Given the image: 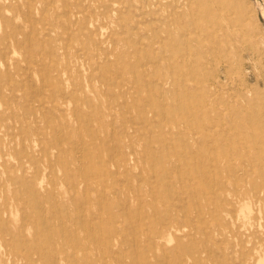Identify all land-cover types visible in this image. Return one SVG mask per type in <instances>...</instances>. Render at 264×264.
Returning a JSON list of instances; mask_svg holds the SVG:
<instances>
[{"label":"rangeland","instance_id":"1","mask_svg":"<svg viewBox=\"0 0 264 264\" xmlns=\"http://www.w3.org/2000/svg\"><path fill=\"white\" fill-rule=\"evenodd\" d=\"M0 70V264H264V0H0Z\"/></svg>","mask_w":264,"mask_h":264},{"label":"bare ground","instance_id":"2","mask_svg":"<svg viewBox=\"0 0 264 264\" xmlns=\"http://www.w3.org/2000/svg\"><path fill=\"white\" fill-rule=\"evenodd\" d=\"M106 1H107V0H106ZM129 1H130V0H129ZM146 1H147V0H146ZM184 1H185V0H184ZM79 2H80V1H79ZM123 3H124V2H123ZM132 5H133V4H132ZM175 6H176V5H175ZM128 7H129V6H128ZM131 7L133 8L134 5L131 6ZM136 7H137V6H136ZM41 8H42V7H41ZM80 8H81V7H80ZM85 8H86V7H85ZM47 9H48V8H47ZM84 10H85V9H84ZM125 10H126V9H125ZM189 11H190V9H189ZM32 12H33V11H32ZM34 12H35V11H34ZM81 12H83V11L81 10ZM132 12H133V11H132ZM143 12H144V11H143ZM153 12H154V11H153ZM75 13H76V12H75ZM99 13H100V12H99ZM108 13H109V12H108ZM137 13H138V12H137ZM144 13H145V12H144ZM150 13H151V12H150ZM185 13H186V12H185ZM140 14H142V13H140ZM154 14H155V13H154ZM78 15H79V14H78ZM132 15H134V14H132ZM183 15H184V13H183ZM88 16H89V15H88ZM107 16H108V15H107ZM158 16H159V15H158ZM94 17H95V16H94ZM127 17H128V16H126V18H127ZM133 17H134V16H133ZM138 17H139V15H138ZM141 17H142V16H141ZM188 17H190V16H188ZM104 18H106V17H104ZM120 18H121V17H120ZM136 18H137V17H136ZM142 18H143V17H142ZM45 19H47V18H45ZM157 19H158V18H157ZM71 20H72V19H71ZM119 20H121V19H119ZM130 20H131V19H130ZM137 21H139V20H137ZM137 21H135V22L137 23ZM142 21H143V20H142ZM142 21H141V22H142ZM146 21H147V19H146ZM127 22H128V21H127ZM169 22H170V20H169ZM120 23H121V22H120ZM137 24H138V23H137ZM180 24H181V23H180ZM112 25H113V24H112ZM121 25H122V24H121ZM142 25H143V24H142ZM186 25H187V24H186ZM205 25H206V24H205ZM131 26H132V25H131ZM127 27H128V26H127ZM133 27H134V26H133ZM149 27H151V26H149ZM154 27H155V26H154ZM162 27H163V26H162ZM38 28H39V27H38ZM143 28H144V27H143ZM54 29H55V27H54ZM106 29H107V28H106ZM129 29H131V28H129ZM179 29H180V28H179ZM183 29H185V28H183ZM50 30H51V29H50ZM101 30H102V29H101ZM134 30H135V29H134ZM151 30H152V29H151ZM77 31H78V30H77ZM131 31H133V30H131ZM135 31H136V30H135ZM135 31H134V32H135ZM30 32H31V29H30ZM65 32H66V31H65ZM109 32H110V30H109ZM121 32L123 33V31H121ZM151 32H152V31H151ZM157 32H158V31H157ZM78 33H79V32H78ZM82 33H83V32H82ZM135 33H136V32H135ZM178 33H179V32H178ZM186 33H187V32H186ZM137 34H138V33H137ZM153 34H154V33H153ZM176 34H177V33H176ZM179 34H180V33H179ZM80 35H81V34H80ZM82 35H83V34H82ZM102 35H103V34H102ZM129 35H130V34H129ZM171 35H172V34H171ZM74 36H76V35H74ZM130 36H131V35H130ZM162 36H163V35H162ZM13 37H14V36H13ZM54 37H55V36H54ZM56 37L58 38V35H57ZM65 37H66V36H65ZM124 37H125V36H124ZM146 37H147V36H146ZM196 37H197V36H196ZM40 38H41V37H40ZM46 38H47V37H46ZM57 38H56V39H57ZM66 38H67V37H66ZM76 38H77V37H76ZM164 38H165V37H164ZM145 39H146V38H145ZM158 39H159V38H158ZM158 39H157V41H158ZM160 39H161V38H160ZM197 39H198V38H197ZM15 40L17 41V39H15ZM37 40H38V39H37ZM48 40H49V39H48ZM137 40H138V39H137ZM41 41H42V39H41ZM52 41H53V40H52ZM80 41H81V40H80ZM129 41H131V40H129ZM155 41H156V40H154V42H155ZM194 41H195V40H194ZM78 42H79V41H78ZM137 42H138V41H137ZM137 42H136V43H137ZM148 42H149V40H148ZM154 42H153V43H154ZM164 42H165V41H164ZM39 43H40V42H39ZM39 43H38V44H39ZM44 43H45V42H44ZM85 43H86V45H87V42H85ZM108 43H110V42H108ZM108 43H107V44H108ZM198 43H199V42H197V44H198ZM97 44H98V43H97ZM77 45H79V43H78ZM100 45H101V44H100ZM111 45H112V43H111ZM164 45H165V44H164ZM184 45H185V44H184ZM202 45H203V43H202ZM202 45H201V46H202ZM74 46H75V45H74ZM114 46H115V45H114ZM116 46H117V45H116ZM129 46H130V45H129ZM176 46H177V45H176ZM205 46H206V44H205ZM29 47H30V44H29ZM78 47H79V46H78ZM102 47H103V45H102ZM102 47H101V48H102ZM105 47H106V46H105ZM137 47H138V45H137ZM144 47H145V46H144ZM187 47H188V46H187ZM19 48H20V47H19ZM75 48L77 49V47H75ZM79 48H80V47H79ZM171 48H172V47H171ZM202 48H203V47H202ZM80 49H81V48H80ZM187 49H188V48H187ZM208 49H209V48H208ZM135 50H136V49H135ZM146 51H147V50H146ZM146 51H145V52H146ZM163 51H164V49H163ZM203 51H204V50H203ZM4 52H5V51H4ZM6 52H7V51H6ZM8 52H9V51H8ZM40 52H41V51H40ZM86 52H87V51H86ZM133 52H135V51H133ZM133 52H132V53H133ZM153 52H154V51H153ZM76 53H77V52H76ZM92 53H93V51H92ZM140 53H141V52H140ZM150 53H151V52H150ZM175 53H176V52H175ZM194 53H196V52H194ZM10 54H11V53H10ZM10 54H9V55H10ZM104 54H105V53H104ZM106 54H107V52H106ZM111 54H112V53H111ZM111 54H110V55H111ZM147 54H148V53H147ZM84 55H85V54H84ZM126 55H127V54H126ZM130 55H131V54H130ZM3 57H4V54H3ZM3 57H2V58H3ZM110 57H111V56H110ZM170 57H171V56H170ZM191 57H192V56H191ZM117 59H118V58H117ZM137 59H138V58H137ZM144 59H145V58H144ZM202 60H203V59H202ZM58 61H59V60H58ZM113 61H115V60H113ZM138 61H139V60H138ZM158 61H159V60H158ZM203 61H204V60H203ZM3 62H4V61H3ZM125 62H126V61H125ZM58 63H59V62H58ZM142 63H143V62H142ZM146 63H147V62H146ZM5 64H6V63H5ZM139 64H140V63H139ZM60 65H61V64H60ZM64 65H65V64H64ZM64 65H63V66H64ZM117 65H118V64H117ZM163 65H164V64H163ZM165 65H168V64H165ZM170 65L172 66V64H170ZM54 66H55V65H54ZM26 68H27V67H26ZM112 68H113V67H112ZM169 68H170V67H169ZM113 69H114V68H113ZM113 69H112V70H113ZM137 69H138V68H137ZM7 70H8V68H7ZM7 70H6V71H7ZM94 70H95V69H94ZM175 70H176V69H175ZM0 71H1V70H0ZM126 71H128V69H127ZM186 71H187V70H186ZM100 72H101V71H100ZM165 72H166V71H165ZM61 73H62V72H60V74H61ZM74 73H75V72H74ZM168 73H170V71H169ZM182 73H183V72H182ZM101 74H102V72H101ZM105 74H106V73H105ZM170 74H171V73H170ZM5 75L7 76L8 74H5ZM27 75H28V74H27ZM89 75H90V74H89ZM89 75H88V76H89ZM103 75H104V74H103ZM116 75H117V74H116ZM124 75H125V74H124ZM167 75H168V74H167ZM183 75H184V74H183ZM6 76H5V77H6ZM94 76H95V74H94ZM113 77H114V76H113ZM124 77H125V76H124ZM141 77H142V76H141ZM164 77H165V76H164ZM166 77H167V76H166ZM176 77H177V76H176ZM168 78H169V77H168ZM182 78H183V77H182ZM12 79H13V78H12ZM140 79H141V78H140ZM143 79H145V78H143ZM47 80H48V79H47ZM60 80H61V79H60ZM115 80H116V79H115ZM115 80H114V84H115ZM123 80H124V79H123ZM110 81H111V80H110ZM139 81H140V80H139ZM181 81H182V80H181ZM8 82H9V81H8ZM167 82H168V81H167ZM179 82H180V81H179ZM188 82H189V81H188ZM120 83H121V82H120ZM186 83H187V82H186ZM57 84H58V83H57ZM57 84H56V85H57ZM177 84H178V83H177ZM28 85H29V84H28ZM145 85H146V84H145ZM180 86H181V85H180ZM18 87H19V85H18ZM18 87H17V88H18ZM23 87H24V85H23ZM23 87H22V88H23ZM173 87H174V86H173ZM175 87H176V86H175ZM175 87H174V89H175ZM191 87H192V86H191ZM205 87H206V86H205ZM10 88H11V87H10ZM63 88H64V87H63ZM129 88H131V87H129ZM0 89H1V88H0ZM60 89H61V88H60ZM126 89H127V88H126ZM137 89H138V88H137ZM22 90H23V89H22ZM30 90H31V89H30ZM32 90H33V89H32ZM58 90H59V89H58ZM58 90H57V91H58ZM113 90H114V89H113ZM123 90H124V89H123ZM128 90H129V89H128ZM180 90H181V89H180ZM18 91H19V90H18ZM27 91H28V90H27ZM27 91H26V92H27ZM111 91H112V90H111ZM111 91H110V92H111ZM133 91H134V90H133ZM138 91H139V90H138ZM158 91H159V90H158ZM176 91H177V90H176ZM14 92H15V91H14ZM16 92H17V91H16ZM28 92H29V91H28ZM31 92H32V91H31ZM31 92H30V93H31ZM110 92H109V93H110ZM17 93H18V92H17ZM23 93H24V92H23ZM119 93H121V92H119ZM122 93H125V92H122ZM132 93H133V92H132ZM162 93H163V92H162ZM168 93H169V92H168ZM177 93H178V92H176V94H177ZM187 93H188V92H187ZM1 94H2V93H1ZM26 94H29V93H26ZM31 94H32V93H31ZM112 94H113V93H112ZM139 94L142 95L141 93H139ZM163 94H164V93H163ZM14 95H15V94H14ZM23 95H24V94H23ZM59 95H60V94H59ZM184 95H186V94H184ZM32 96H34V95H32ZM130 96H131V95H130ZM22 97H23V96H22ZM140 97H142V96H140ZM186 97H187V96H186ZM142 98H144V97H142ZM142 98H141V99H142ZM176 98H177V97H176ZM187 98H188V97H187ZM23 99H24V101L26 100V98H23ZM141 99H140V101H141ZM154 99H155V98H154ZM180 99L182 100L183 98L180 97ZM174 100H175V99H174ZM30 101H31V100H30ZM155 101H156V100H155ZM186 101H187V100H186ZM193 101H194V100H193ZM17 102H18V101H17ZM89 102H90V101H89ZM175 102H176V101H175ZM21 103H22V102H21ZM28 103H30V102L28 101ZM188 103H189V102H188ZM25 104H26V103H25ZM42 104H43V103H42ZM124 104H125V103H124ZM173 104H174V103H173ZM182 104H183V102H182ZM185 104H186V103H185ZM30 105H31V104H30ZM144 105H145V104H144ZM171 105H172V104H171ZM179 105H181V102H180ZM188 105L190 106V104H188ZM17 106H19V105H17ZM27 106H28V104H27ZM43 106H44V105H43ZM186 106H187V105H186ZM210 106H211V105H210ZM153 107H154V106H153ZM175 107H177V106H175ZM122 108H123V106H122ZM143 108H144V107H143ZM180 108H181V107H180ZM32 109H33V108H32ZM35 109H36V108H35ZM35 109H34V110H35ZM38 109H40V108H38ZM129 109H130V108H129ZM177 109H178V108H177ZM211 109H212V107H211ZM50 110H51V109H50ZM119 110H120V109H119ZM122 110H123V109H122ZM122 110H121V111H122ZM136 110H137V109H136ZM144 110H145V109H144ZM153 110H154V109H153ZM179 110H180V109H179ZM179 110H178V111H179ZM123 111H124V110H123ZM123 111H122V112H123ZM151 111H152V110H151ZM158 111H159V110H158ZM205 111H206V110H205ZM31 112H32V111H31ZM74 112H75V111H74ZM74 112H73V113H74ZM122 112H121V113H122ZM153 112H154V111H153ZM153 112H152V113H153ZM181 112H182V109H181ZM63 113H65V110H63ZM78 113H79V112H78ZM114 113H115V112H114ZM142 113H143V111H142ZM146 113H147L146 115L149 114L148 112H146ZM175 113H176V112H175ZM187 113H188V112H187ZM196 113H197V111H196ZM206 113H207V112H206ZM32 114H33V113H32ZM154 114H155V113H154ZM11 115H12V114H11ZM66 115H67V114H66ZM120 115H121V114H120ZM122 115H123V113H122ZM128 115H129V114H128ZM162 115H163V113H162ZM173 115L175 116V114H173ZM184 115H185V114H184ZM186 115H187V114H186ZM207 115H208V114H207ZM207 115H206V116H207ZM123 116H124V115H123ZM152 116H153V115H151V117H152ZM125 117H126V116H125ZM129 117H130V116H129ZM129 117H128V118H129ZM142 117H143V116H142ZM153 117H154V116H153ZM170 117H171V116H170ZM189 117H191V116H189ZM34 118H35V117H34ZM86 118H87V115H86ZM128 118H127V119H128ZM140 118H141V117H140ZM173 118H174V117H173ZM173 118H171V119H173ZM187 118H188V117H187ZM35 119H36V118H35ZM46 119H47V118H46ZM65 119H66V118H65ZM67 119H68V118H67ZM67 119H66V120H67ZM194 119H195V118H194ZM61 120H62V119H61ZM125 120H126V119H125ZM131 120H132V119H131ZM205 120H206V119H205ZM76 121H77V120H76ZM78 121H79V120H78ZM85 121H86V120H85ZM120 121H121V120H120ZM170 121H171V120H170ZM172 121H173V120H172ZM172 121H171V122H172ZM186 121H187V120H186ZM196 121H197V120H196ZM203 121H204V120H203ZM128 122H129V121H128ZM197 122H198V121H197ZM57 123H58V122H57ZM97 123H98V122H97ZM137 123H138V122H137ZM143 123H144V122H143ZM164 123H165V121H164ZM242 123H243V122H242ZM112 124H113V123H112ZM211 124H212V123H211ZM87 125H88V124H87ZM154 125H155V124H154ZM176 125H177V124H176ZM202 125H203V124H202ZM207 125H208V124H207ZM246 125H247V124H246ZM88 126H89V125H88ZM93 126H94V124H93ZM146 126H147V124H146ZM146 126H145V127H146ZM169 126H170V125H169ZM191 126H192V125H191ZM211 126H212V125H211ZM73 127H74V126H73ZM89 127H90V126H89ZM151 127H152V125H151ZM157 127H160V126H157ZM163 127H164V126H163ZM212 127H213V126H212ZM226 127H227V126H226ZM118 128H119V127H118ZM121 128H122V127H121ZM137 128H138V127H137ZM154 128H155V127H154ZM181 128H182V126H181ZM26 129H27V128H26ZM96 129H97V128H96ZM99 129H100V127H99ZM125 129H127V128H125ZM155 129H156V128H155ZM162 129H163V128H162ZM179 129H180V128H179ZM122 130H123V129H122ZM133 130H134V128H133ZM156 130H157V129H156ZM160 130H161V129H160ZM163 130H164V129H163ZM204 130H205V129H204ZM220 130H221V129H220ZM227 130H228V129H227ZM35 131H36V130H35ZM38 131H39V130H38ZM59 131H61V129H59ZM69 131H70V130H69ZM111 131H112V130H111ZM161 131H162V130H161ZM175 131H176V130H175ZM191 131H192V130H191ZM13 132H14V131H13ZM20 132H21V131H20ZM28 132H29V131H28ZM36 132H37V131H36ZM44 132H45V131H44ZM52 132H53V131H52ZM71 132H72V131H71ZM93 132H94V130H93ZM115 132H116V131H115ZM122 132H123V131H122ZM157 132H158V131H157ZM167 132H169V131H167ZM167 132H166V133H167ZM172 132H173V131H172ZM205 132H206V131H205ZM24 133H25V132H24ZM42 133H43V132H42ZM65 133H66V132H65ZM76 133H77V132H76ZM112 133H114V132H112ZM139 133L141 134L140 131H139ZM189 133H191V132H189ZM230 133H231V132H230ZM35 134H37V133H35ZM62 134H63V133H62ZM109 134H110V133H109ZM170 134H171V133H170ZM193 134H194V133H193ZM232 134H233V133H232ZM51 135H52V134H51ZM53 135H54V134H53ZM73 135H74V134H73ZM91 135H92V134H91ZM111 135H112V134H111ZM120 135H121V134H120ZM123 135H124V134H123ZM127 135H128V134H127ZM133 135H134V133H133ZM133 135H132V136H133ZM164 135H165V133H164ZM166 135H167V134H166ZM166 135H165V136H166ZM168 135H169V134H168ZM199 135H200V134H199ZM209 135H210V134H209ZM22 136H23V135H22ZM22 136H21V137H22ZM24 136H25V134H24ZM62 136H63V135H62ZM132 136H131V138H132ZM143 136H144V135H143ZM157 136H159V135H157ZM186 136H187V135H186ZM205 136H206V135H205ZM67 137H68V136H67ZM86 137H87V136H86ZM89 137H90V136H89ZM102 137H103V136H102ZM182 137H183V136H182ZM193 137H194V136H193ZM46 138H47V137H46ZM82 138H83V136H82ZM94 138H95V136H94ZM97 138H98V137H97ZM118 138H119V137H118ZM134 138H135V137H134ZM147 138H148V136H147ZM158 138H159V137H158ZM178 138H179V137H178ZM190 138H191V137H190ZM41 139H42V138H41ZM56 139H57V138H56ZM68 139H69V138H68ZM102 139H103V138H102ZM120 139H121V137H120ZM170 139H171V138H170ZM240 139H242V138H240ZM62 140H63V139H62ZM72 140H73V139H72ZM113 140H114V138H112V141H113ZM118 140H119V139H118ZM142 140L144 141L145 139H143V137H142ZM149 140H150V139H149ZM24 141H25V140H24ZM24 141H23V142H24ZM29 141H30V140H29ZM40 141H41V140H40ZM64 141H65V140H64ZM145 141H146V140H145ZM159 141H160V140H159ZM164 141H165V140H163V142H164ZM178 141H179V139H178ZM204 141H205V140H204ZM204 141H203V142H204ZM42 142H44V141H42ZM66 142H67V141H66ZM98 142H99V141H98ZM98 142H97V143H98ZM118 142H119V141H118ZM118 142H117V143H118ZM161 142H162V140H161ZM48 143H50V142H48ZM78 143H79V142H78ZM86 143H87V142H86ZM92 143H93V141H92ZM92 143H91V145H92ZM103 143H104V142H103ZM112 143H113V142H112ZM152 143H153V140H152ZM155 143H159V142L156 141ZM175 143H176V142H175ZM195 143H196V142H195ZM22 144H23V143H22ZM53 144H54V141H53ZM57 144H58V143H57ZM67 144H68V143H67ZM99 144H100V142H99ZM104 144H105V143H104ZM131 144H132V143H131ZM133 144H134V143H133ZM140 144H141V143H140ZM183 144H184V143H183ZM147 145H148V143H147ZM153 145H154V144H153ZM168 145H170V143H169ZM177 145H178V144H177ZM54 146H55V144H54ZM68 146L71 148L70 145H68ZM80 146H81V145H80ZM93 146H94V145H93ZM103 146H104V145H103ZM106 146H107V145H106ZM148 146H149V145H148ZM160 146H161V145H160ZM191 146H192V144H191ZM228 146H230V145H228ZM60 147H62V146H60ZM78 147H79V145H78ZM104 147H105V146H104ZM118 147H120V146H118ZM158 147H159V146H158ZM169 147H170V146H169ZM177 147H178V146H177ZM193 147H194V146H193ZM193 147H192V148H193ZM21 148H22V147H21ZM63 148H64V147H63ZM86 148H87V147H86ZM95 148H96V147H95ZM108 148H109V147H108ZM110 148H111V147H110ZM121 148H122V147H121ZM121 148H120V149H121ZM213 148H214V147H213ZM25 149H26V148H25ZM42 149L45 150V148H42ZM54 149H55V148H54ZM92 149H93V147H92ZM102 149H103V147H102ZM111 149H112V148H111ZM153 149H154V148H153ZM156 149H157V148H156ZM172 149H173V148H172ZM60 150H61V149H60ZM72 150H74V149H72ZM98 150H100V148H99ZM105 150H107V147H106ZM124 150H125V149L123 148V151H124ZM132 150H133V149H132ZM140 150H141V149H140ZM194 150H195V149H194ZM42 151H43V150H42ZM42 151H41V152H42ZM47 151H48V150H47ZM79 151H81V149H79ZM111 151H112V150H111ZM157 151H159V150H157ZM160 151H162V150H160ZM178 151H179V150H178ZM182 151H183V150H182ZM202 151H203V150H202ZM61 152H62V151H61ZM63 152H64V151H63ZM81 152H83V151H81ZM92 152H93V150H92ZM106 152H107V151H105V153H106ZM108 152H109V151H108ZM117 152H118V151H117ZM162 152H163V151H162ZM166 152H167V151H166ZM180 152H181V151H180ZM186 152H187V151H186ZM221 152H222V151H221ZM236 152H237V151H236ZM20 153H21V152H20ZM23 153H24V150H23ZM55 153H56V152H55ZM74 153H75V152H74ZM77 153H79V152H77ZM94 153H95V151H94ZM97 153H98V152H97ZM97 153H96V155H97ZM100 153H101V151H100ZM103 153H104V152H103ZM131 153H132V151H131ZM134 153H135V152H134ZM134 153H133V154H134ZM144 153H145V152H144ZM158 153H161V152H158ZM172 153H173V152H172ZM182 153H183V152H182ZM204 153H205V151H204ZM206 153H207V152H206ZM229 153H230V152H229ZM21 154H22V153H21ZM42 154H43V153H42ZM75 154H76V153H75ZM114 154H115V153H114ZM119 154H120V153H119ZM142 154H143V153H142ZM163 154H164V153H163ZM23 155H24V154H23ZM29 155H30V154H29ZM38 155H39V152H38ZM66 155H67V154H66ZM102 155H103V154H102ZM134 155H135V154H134ZM143 155H144V154H143ZM166 155H167V153L165 154V156H166ZM173 155H174V154H173ZM188 155H189V154H188ZM209 155H210V154H209ZM62 156H63V153H62ZM80 156H81V154H80ZM80 156H79V158H80ZM100 156H101V155H100ZM109 156H111V154H110ZM180 156H181V155H180ZM214 156H215V154H214ZM23 157H24V156H23ZM23 157H22V158H23ZM28 157H29V156H28ZM35 157H36V156H35ZM43 157H44V156H43ZM73 157H74V156H73ZM75 157H76V156H75ZM77 157H78V155H77ZM77 157H76V158H77ZM115 157H116V156H115ZM148 157H149V156H148ZM209 157H210V156H209ZM24 158H25V157H24ZM37 158H38V157H37ZM62 158H64V157H62ZM66 158L68 159V157H66ZM88 158H89V157H87V159H88ZM99 158H100V157H99ZM104 158H105V157H104ZM107 158H109V157H107ZM136 158H137V157H136ZM160 158H161V157H160ZM163 158H164V157H163ZM180 158H181V157H180ZM192 158H193V157H192ZM213 158H214V157H213ZM213 158H212V159H213ZM252 158H253V157H252ZM32 159H35V158H32ZM41 159H42V157H41ZM55 159H56V157H55ZM59 159H60V158H59ZM161 159H162V158H161ZM172 159H173V158H172ZM21 160H22V159H21ZM74 160H75V159H74ZM100 160H101V159H100ZM136 160H137V159H136ZM159 160H160V159H159ZM169 160H170V159H169ZM173 160H174V159H173ZM182 160H183V159H182ZM187 160H188V159H187ZM209 160H210V159H209ZM213 160H214V159H213ZM215 160H216V159H215ZM66 161H67V160H66ZM84 161H85V160H84ZM103 161H104V160H103ZM137 161H138V160H137ZM137 161H136V162H137ZM185 161H186V160H185ZM185 161H184V162H185ZM190 161H191V160H190ZM220 161H221V160H220ZM5 162H6V161H5ZM41 162H42V161H41ZM60 162H61V161H60ZM62 162H63V161H62ZM80 162L82 163V160H81ZM88 162H89V160H88ZM101 162H102V160H101ZM104 162H105V161H104ZM187 162H188V161H187ZM35 163H36V162H35ZM43 163H44V162H43ZM86 163H87V162H86ZM99 163H100V162H99ZM149 163H150V162H149ZM188 163H189V162H188ZM188 163H187V164H188ZM198 163H199V162H198ZM49 164H50V163H49ZM64 164H65V163H64ZM102 164H103V163H102ZM109 164H110V163H109ZM137 164H138V162H137ZM174 164H175V161H174ZM187 164H186V165H187ZM261 164H262V163H261ZM84 165H85V164H84ZM88 165H89V164H88ZM100 165H101V164H100ZM115 165H116V164H115ZM170 165H171V164H170ZM176 165H178V163H177ZM209 165H210V164H209ZM211 165H212V164H211ZM215 165H216V164H215ZM76 166H77V165H76ZM86 166H87V165H86ZM92 166L94 167L95 165H92ZM104 166H105V164H104ZM199 166H200V165H199ZM257 166H258V165H257ZM55 167H56V166H55ZM59 167H61V166H59ZM89 167H90V166H89ZM102 167H103V166H102ZM115 167H116V166H115ZM151 167H152V166H151ZM167 167H168V166H167ZM177 167H178V166H177ZM177 167H176V168H177ZM209 167H210V166H209ZM237 167H238V166H237ZM242 167H243V166H242ZM258 167H259V166H258ZM51 168H52V166H51ZM63 168H64V167H63ZM81 168H82V166H81ZM127 168H128V167H127ZM168 168H169V167H168ZM182 168H183V167H182ZM186 168H187V167H186ZM232 168H233V167H232ZM77 169H79V168L77 167ZM77 169H76V171H77ZM87 169H88V168H87ZM89 169H90V168H89ZM171 169H174V168L171 167ZM35 170H36V169H35ZM79 170H80V169H79ZM192 170H193V168H192ZM192 170H191V171H192ZM237 170H238V169H237ZM72 171H73V170H72ZM91 171H92V169H91ZM139 171H140V170H139ZM146 171H147V170H146ZM151 171H152V169H151ZM165 171H166V170H165ZM168 171H169V170H168ZM196 171H197V170H196ZM207 171L209 172L210 170H207ZM116 172H117V170H116ZM140 172H141V171H140ZM162 172H163V171H162ZM187 172H188V171H187ZM0 173H1V171H0ZM70 173H71V172H70ZM136 173H137V172H136ZM171 173H172V172H171ZM180 173H182V172H180ZM196 173H197V172H196ZM220 173H221V172H220ZM257 173H258V172H257ZM23 174H24V172H23ZM160 174H161V173H160ZM163 174H167V173L163 172ZM169 174H170V173H169ZM199 174H200V173H199ZM216 174H217V173H216ZM258 174H259V173H258ZM32 175H33V174H32ZM77 175H78V174H77ZM83 175H85V174L83 173ZM121 175L123 176V174H121ZM167 175H168V174H167ZM167 175H166V176H167ZM175 175H176V174H175ZM187 175H188V174H187ZM202 175H203V174H202ZM9 176H10V175H9ZM87 176H89V175H87ZM91 176H92V175H91ZM102 176H103V175H102ZM124 176H125V175H124ZM199 176H200V175H199ZM7 177H8V176H7ZM10 177H11V176H10ZM49 177H50V176H49ZM68 177H69V176H68ZM72 177H73V176H72ZM72 177H71V178H72ZM100 177H101V176H100ZM137 177H138V174H137ZM139 177H140V176H139ZM139 177H138V178H139ZM143 177H145V175H144ZM156 177H157V175H156ZM168 177H169V176H168ZM177 177H178V175H177ZM179 177H180V176H179ZM195 177H196V176H195ZM202 177H203V176H202ZM204 177H205V176H204ZM204 177H203V178H204ZM231 177H232V176H231ZM40 178H41V177H40ZM83 178H84V177H83ZM83 178H82V179H83ZM89 178H90V177H89ZM92 178H94V176H93ZM92 178H91V179H92ZM101 178H103V177H101ZM157 178H158V177H157ZM26 179H27V178H26ZM84 179H85V178H84ZM125 179H126V178H125ZM125 179H124V180H125ZM140 179H141V177H140ZM153 179H154V178H153ZM165 179H167V178H165V176H164L163 180H165ZM194 179H195V178H194ZM201 179H202V178H201ZM63 180H64V178H63ZM144 180H145V179H144ZM172 180H173V179H172ZM196 180H197V179H196ZM217 180H218V179H217ZM50 181H51V179H50ZM141 181H142V180H141ZM149 181H150V180H149ZM151 181H152V180H151ZM153 181H154V180H153ZM236 181H237V180H236ZM13 182H14V181H13ZM56 182H57V180H56ZM86 182H87V181H86ZM91 182H92V180H91ZM93 182H94V181H93ZM198 182H199V181H198ZM218 182H219V180H218ZM4 183H5V182H4ZM6 183H7V182H6ZM14 183H15V182H14ZM25 183H26V182H25ZM65 183H66V182H65ZM105 183H106V182H105ZM153 183H154V182H153ZM183 183H184V182H183ZM189 183H190V182H189ZM194 183H195V182H194ZM207 183H208V182H207ZM27 184H28V183H27ZM33 184H34V181H33ZM33 184H32L31 186H33ZM79 184H80V182H79ZM86 184H87V183H86ZM132 184H133V183H132ZM176 184H177V183H176ZM202 184H203V183H202ZM202 184H201V186H202ZM217 184H218V183H217ZM3 185H4V184H3ZM23 185H24V184H23ZM34 185H35V184H34ZM73 185L75 186L74 183H73ZM87 185H88V184H87ZM92 185H93V184H92ZM165 185H166V184H165ZM221 185H222V184H221ZM234 185H235V182H234ZM24 186H25V185H24ZM42 186H43V185H42ZM69 186H70V185H69ZM85 186H86V185H85ZM158 186H159V184H158ZM166 186H167V185H166ZM185 186H186V185H185ZM190 186H192V185H190ZM193 186H195V185H193ZM232 186H233V185H232ZM43 187H44V186H43ZM46 187H47V186H46ZM54 187H56V186H54ZM106 187H107V184H106ZM149 187H150V186H149ZM172 187H173V185H172ZM181 187H182V186H181ZM195 187H196V186H195ZM203 187H204V186H203ZM216 187H217V186H216ZM221 187H222V186H221ZM57 188H58V187H57ZM70 188H71V187H70ZM75 188H76V187H75ZM90 188H91V187H90ZM133 188H134V187H133ZM144 188H146V187H144ZM155 188H156V187H155ZM157 188H158V187H157ZM165 188H166V187H165ZM186 188H187V187H186ZM188 188H189V186H188ZM205 188H206V187H205ZM235 188H236V186H235ZM31 189H32V188H31ZM31 189H30V190H31ZM72 189H73V188H72ZM115 189H116V188H115ZM130 189H131V188H130ZM152 189H153V188H152ZM160 189H161V188H160ZM203 189H204V188H203ZM206 189H207V188H206ZM67 190L70 191L69 189H67ZM101 190H102V189H101ZM109 190H110V189H109ZM116 190H117V189H116ZM181 190H182V189H181ZM183 190H184V188H183ZM191 190H194V189H191ZM211 190H212V189H211ZM211 190H210V191H211ZM218 190H219V188H218ZM221 190H222V189H221ZM72 191H73V190H72ZM77 191H78V193L80 192L79 190H77ZM169 191H171V190H169ZM173 191H174V189H173ZM173 191H172V192H173ZM175 191H176V190H175ZM179 191H180V190H179ZM202 191H203V190H202ZM207 191H209V190H207ZM73 192H74V191H73ZM104 192H105V191H104ZM108 192H109V191H108ZM108 192H107V193H108ZM114 192H115V191H114ZM158 192H159V191H158ZM176 192H177V191H176ZM176 192H175V193H176ZM195 192H196V191H195ZM198 192H199V191H198ZM216 192H217V191H216ZM219 192H220V191H219ZM13 193H14V192H13ZM37 193H38V190H37ZM60 193H62V192H60ZM63 193H64V192H63ZM63 193H62V194H63ZM74 193L76 194L77 192H74ZM74 193H73V194H74ZM78 193H77V194H78ZM105 193H106V192H105ZM151 193H152V192H151ZM178 193H179V192H178ZM201 193H202V192H201ZM207 193H208V192H207ZM27 194L30 195V194H32V192H31L30 194H29V193H27ZM48 194H49V193H48ZM56 194H57V193H56ZM80 194H81V193H80ZM116 194H117V193H116ZM144 194H145V193H144ZM144 194H143V195H144ZM156 194H157V193H156ZM163 194H164V191H163ZM203 194H204V193H203ZM214 194H215V193H214ZM34 195H35V194H34ZM42 195H43V194H42ZM57 195H58V194H57ZM83 195H84V193H83ZM83 195H82V196H83ZM107 195H108V194H107ZM139 195H140V194H139ZM193 195H194V194H193ZM71 196H72V195H71ZM97 196H98V195H97ZM146 196H147V195H146ZM165 196L167 197L166 194H165ZM171 196H172V194H171ZM189 196H190V195H189ZM200 196H201V195H200ZM225 196H226V195H225ZM24 197H25V196H24ZM44 197H45V195H44ZM84 197H85V196H84ZM110 197H111V196H110ZM142 197H143V196H142ZM152 197H153V195H152ZM168 197H170L169 194H168ZM174 197H175V195H174ZM226 197H227V196H226ZM31 198H32V197H31ZM81 198H82V197H81ZM96 198H97V197H96ZM106 198H107V197H106ZM122 198H123V197H122ZM211 198H212V197H211ZM214 198H215V197H214ZM42 199H43V198H42ZM47 199H48V198H47ZM82 199H83V198H82ZM110 199H111V198H109L108 200H110ZM180 199H181V198H180ZM198 199H199V198H198ZM17 200H18V199H17ZM84 200H85V199H84ZM84 200H83V201H84ZM93 200H94V199H93ZM97 200H98V199H97ZM104 200H105V198L103 199V203H104ZM156 200H157V198H156ZM169 200H170V199H169ZM175 200H176V198H175ZM237 200H238V199H237ZM7 201H8V200H7ZM7 201H6V202H7ZM47 201H48V200H47ZM49 201H51V198H50ZM70 201H71V200H70ZM75 201H76V200H75ZM145 201H146V200L144 199V202H145ZM180 201H181V200H180ZM180 201H179V202H180ZM187 201H188V200H187ZM43 202H44V201H43ZM59 202H60V200H59ZM65 202H66V201H65ZM71 202H72V201H71ZM79 202H80V200H79ZM168 202H169V201H168ZM171 202H172V201H171ZM177 202H178V201H177ZM206 202H207V201H206ZM222 202H223V201H222ZM230 202H231V201H230ZM54 203H55V202H54ZM66 203H67V202H66ZM77 203H78V202H77ZM83 203H84V202H83ZM89 203H90V202H89ZM202 203H203V202H202ZM61 204H62V203H61ZM87 204H88V203H87ZM105 204H106V203H105ZM152 204H153V203H152ZM174 204H175V203H174ZM183 204H185L184 201H183ZM188 204H189V203H188ZM196 204H197V203H196ZM212 204H213V203H212ZM6 205H8V203H7ZM28 205H29V204H28ZM38 205H39V204H38ZM76 205H77V204H75V206H76ZM80 205H81V203H80ZM82 205H83V204H82ZM82 205H81V206H82ZM95 205H96V204H95ZM155 205H156V203H155ZM162 205H163V203H162ZM215 205H216V204H215ZM234 205H235V204H234ZM234 205H233V206H234ZM237 205H238V204H237ZM51 206H52V205H51ZM84 206H85V205H84ZM92 206H93V205H92ZM172 206H173V205H172ZM6 207H7V206H6ZM65 207H66V205H65ZM104 207H105V206H104ZM107 207H108V206H107ZM107 207H105V208H107ZM165 207H166V206H165ZM169 207H171V206H168L167 208H169ZM190 207H192V206H190ZM207 207H208V206H207ZM216 207H218V206H216ZM235 207H236V205H235ZM2 208H3V207H2ZM2 208H1V210H2ZM44 208H45V207H44ZM51 208H52V207H51ZM59 208H60V207H59ZM59 208H58V209H59ZM74 208H75V207H74ZM171 208H172V207H171ZM183 208H184V207H183ZM185 208H186V207H185ZM197 208H198V205H197ZM224 208H225V207H224ZM46 209H47V207H46ZM78 209H79V208H78ZM82 209H84V208L82 207ZM188 209H190V208H188ZM199 209H200V208H199ZM199 209H198V210H199ZM233 209H234V208H233ZM242 209L244 210V208H242ZM250 209H251V208H250ZM59 210H60V209H59ZM63 210H64V209H63ZM63 210H62V211H63ZM74 210H75V209H74ZM85 210H86V207H85ZM162 210H165V209H162ZM169 210H170V208H169ZM174 210H176V209L174 208ZM192 210H193V209H192ZM192 210H191V211H192ZM198 210H197V211H198ZM230 210H231V209H230ZM230 210H229V211H230ZM236 210H237V209H236ZM9 211H10V210H9ZM47 211H48V209H47ZM47 211H46V212H47ZM55 211H56V210H55ZM105 211H106V210H105ZM107 211H108V210H107ZM107 211H106V212H107ZM165 211H166V210H165ZM186 211H187V210H186ZM195 211H196V210H195ZM210 211H211V210H210ZM214 211H215V210H214ZM252 211H253V210H252ZM25 212H26V211H25ZM27 212H28V211H27ZM27 212H26V213H27ZM33 212H34V211H33ZM33 212H31V213H33ZM56 212H57V211H56ZM76 212H77V210H76ZM93 212H94V211H93ZM153 212H154V211H153ZM216 212L218 213V211H216ZM7 213H8V212H7ZM44 213H45V212H44ZM44 213H43V215H44ZM69 213H70V212H69ZM89 213H91V212L89 211ZM94 213H95V212H94ZM198 213H199V212H198ZM219 213H220V212H219ZM3 214H4V213H3ZM46 214H48V213H46ZM54 214H55V213H54ZM54 214H53V215H54ZM58 214H59V213H58ZM85 214H86V212H85ZM87 214H88V213H87ZM109 214H110V213H109ZM28 215H29V214H28ZM33 215H34V214H33ZM36 215H38V214H36ZM55 215H56V214H55ZM63 215H64V214H63ZM65 215H66V214H65ZM83 215H84V214H83ZM93 215L95 216V214H93ZM102 215H103V214H102ZM170 215H171V214H170ZM183 215H184V213H183ZM186 215H187V214H186ZM218 215H219V214H218ZM47 216H48V215H47ZM49 216H52V215H49ZM89 216H90V215H89ZM167 216H168V215H167ZM179 216H180V215H179ZM187 216H188V215H187ZM193 216H194V215H193ZM212 216H213V215H212ZM220 216H221V215H220ZM234 216H235V215H234ZM257 216H258V215H257ZM257 216H256V217H257ZM21 217H23V216H21ZM69 217H70V215H69ZM98 217H99V216H98ZM162 217H163V216H162ZM170 217H171V216H170ZM188 217H189V216H188ZM203 217H204V216H203ZM208 217H209V216H208ZM213 217H214V216H213ZM215 217H216V216H215ZM29 218H30V217H29ZM36 218H37V217H36ZM36 218H35V219H36ZM43 218H45V217H43ZM46 218H47V217H46ZM59 218H60V217H59ZM70 218H71V217H70ZM81 218H82V217H81ZM84 218H85V216H84ZM91 218H92V217H90V219H91ZM95 218H96V216H95ZM106 218H107V217H106ZM117 218H118V217H117ZM145 218H146V217H145ZM164 218H165V217H164ZM167 218H168V217H167ZM209 218H210V217H209ZM0 219H2V218H0ZM4 219H7V218H4ZM24 219H25V218H24ZM27 219H28V218H27ZM37 219H38V218H37ZM41 219H42V218H41ZM56 219H57V217H56ZM65 219H66V218H65ZM75 219H76V218H75ZM104 219H105V218H104ZM108 219H109V217H108ZM168 219H169V218H168ZM192 219H193V218H192ZM197 219H198V218H197ZM200 219H201V218H200ZM21 220H23V219H21ZM28 220H29V219H28ZM30 220H31V219H30ZM49 220H51V218H50ZM117 220H118V219H117ZM158 220H159V219H158ZM193 220H194V219H193ZM229 220H231V219L229 218ZM229 220H227V221H229ZM6 221H7V220H6ZM10 221H11V220H10ZM23 221H24V220H23ZM47 221H48V220H47ZM103 221H104V220H103ZM115 221H116V220H115ZM170 221H171V220H170ZM189 221H190V220H189ZM198 221H199V220H198ZM200 221H203V220H200ZM249 221H250V220H249ZM8 222H9V221H8ZM33 222H34V221H33ZM33 222H32V225H33ZM43 222H44V221H43ZM48 222H49V221H48ZM101 222H102V221H101ZM108 222H109V224H110V221H109V220H108ZM149 222H150V221H149ZM159 222H160V221H159ZM164 222H165V221H164ZM181 222H182V221H181ZM181 222H180V223H181ZM204 222H205V220H204ZM229 222H230V221H229ZM29 223H30V222H29ZM78 223H79V222H78ZM96 223H97V221H96ZM106 223H107V221H106ZM162 223H163V222H162ZM199 223H200V222H199ZM210 223H211V222H210ZM224 223H225V222H224ZM3 224H4V222H3ZM37 224H39L38 221H37ZM54 224H55V223H54ZM58 224H59V223H58ZM75 224H76V223H75ZM88 224H89V223H88ZM112 224H113V223H112ZM167 224H168V223H167ZM167 224H166V225H167ZM182 224H183V222H182ZM182 224L180 225L181 227H182ZM52 225H53V223H52ZM100 225H101V223H100ZM107 225H108V224H107ZM156 225H157V224H156ZM163 225H165V224H163ZM1 226H2V224H1ZM44 226H45V225H44ZM79 226H80V225H78V227H79ZM85 226H86V225H85ZM88 226H89V225H88ZM97 226H98V225H97ZM111 226H113V225H111ZM120 226H121V225H120ZM150 226H151V225H150ZM168 226H169V224H168ZM194 226H195V225H194ZM204 226H205V225H204ZM204 226H203V227H204ZM238 226H239V225H237V228H239V230H240V227H238ZM45 227H46V226H45ZM47 227H48V226H47ZM108 227H109V226H108ZM232 227H233V226H232ZM5 228H6V227H5ZM8 228H9V227H8ZM8 228H7V230H8ZM12 228H13V227H12ZM18 228H19V227H18ZM20 228H21V227H20ZM20 228H19V229H20ZM27 228H28V227H27ZM34 228H35V227H34ZM41 228H42V227H41ZM89 228H90V227H89ZM193 228H194V227H193ZM230 228H231V227H230ZM37 229H38V228H37ZM64 229H65V228H64ZM91 229H92V228H91ZM97 229H98V228H97ZM107 229H108V228H106V230H107ZM179 229H180V228H179ZM191 229H192V228H191ZM1 230H2V227H1ZM22 230H23V229H22ZM25 230H26V229H25ZM50 230H51V229H50ZM52 230H53V229H52ZM82 230H83V229H82ZM237 230H238V229H237ZM64 231H65V230H64ZM71 231H72V230H71ZM80 231H81V230H80ZM88 231H89V230H88ZM90 231H91V230H90ZM114 231H115V230H114ZM200 231H202V229H201ZM228 231H229V230H228ZM52 232H53V231H52ZM83 232H85V231H83ZM108 232L110 233V231H108ZM220 232H221V231H220ZM240 232H241V231H240ZM243 232H244V231H243ZM2 233H3V232H2ZM25 233H27V232L25 231ZM55 233H56V232H55ZM57 233H58V232H57ZM59 233H60V232H59ZM67 233H68V232H67ZM81 233H82V232H81ZM91 233H92V232H91ZM204 233H207V231H205ZM232 233H233V232H232ZM235 233H236V232H235ZM63 234H66V233H63ZM86 234H87V233H86ZM192 234H193V233H192ZM222 234H223V233H222ZM246 234H247V233H246ZM3 235H4V234H3ZM43 235H44V234H43ZM45 235H46V234H45ZM80 235H81V234H80ZM80 235H79V236H80ZM91 235H92V234H91ZM93 235H94V234H93ZM115 235H116V232H115ZM121 235H122V234H121ZM177 235H178V234H177ZM188 235H189V234H188ZM190 235H191V234H190ZM232 235H233V234H232ZM257 235H258V234H257ZM34 236H35V235H34ZM36 236H37V235H36ZM61 236H62V235H61ZM64 236H65V235H64ZM68 236H69V235H68ZM82 236H83V234H82ZM86 236H87V235H86ZM89 236H90V235H89ZM97 236H98V235H97ZM104 236H105V235H104ZM155 236L157 237V235H155ZM178 236H179V235H178ZM258 236H260V235H258ZM41 237H42V236H41ZM45 237H46V236H45ZM55 237H56V236H55ZM66 237H67V236H66ZM76 237H77V236H76ZM76 237H75V238H76ZM170 237H171V236H170ZM237 237H238V236H237ZM28 238H29V236H28ZM58 238H59V237H58ZM69 238H70V237H69ZM84 238H85V237H84ZM90 238H91V237H90ZM171 238H172V237H171ZM205 238H206V237H205ZM215 238H217V237H215ZM240 238H241V237H240ZM19 239H20V238H19ZM53 239H54V238H53ZM72 239H73V238H72ZM147 239H148V238H147ZM220 239L222 240V238H220ZM263 239H264V238H263ZM55 240H56V238H55ZM62 240H63V239H62ZM82 240H83V239H82ZM82 240H81V241H82ZM85 240H86V239H85ZM87 240H88V238H87ZM148 240H149V239H148ZM170 240L172 241L173 239H170ZM213 240H214V239H213ZM215 240H217V239H215ZM225 240H226V239H225ZM229 240H230V239H229ZM8 241H9V240H8ZM67 241H68V239H67ZM72 241H73V240H72ZM72 241L70 240V242H72ZM76 241H77V240H76ZM90 241H91V240H90ZM94 241H95V240H94ZM122 241H123V240H122ZM152 241H153V240H152ZM191 241H192V240H191ZM205 241H206V240H205ZM243 241H244V240H243ZM37 242H38V241H37ZM40 242H41V241H40ZM57 242H58V241H57ZM86 242H87V241H86ZM137 242H138V241H137ZM140 242H141V241H140ZM62 243H63V241H62ZM72 243H73V242H72ZM121 243H122V242H121ZM141 243H142V242H141ZM151 243H154V242H151ZM213 243H214V242H213ZM217 243H218V242H217ZM9 244H10V241H9ZM80 244H81V243H80ZM82 244H83V243H82ZM87 244H88V243H87ZM93 244H94V243H93ZM127 244H128V243H127ZM127 244H126V245H127ZM226 244H227V243H226ZM253 244H254V242H253ZM29 245H30V243H29ZM32 245H33V244H32ZM32 245H31V246H32ZM40 245H41V243H40ZM75 245H76V244H75ZM128 245H129V244H128ZM146 245H147V244H146ZM182 245H183V243H182ZM7 246H8V245H7ZM52 246H54V242H53ZM97 246H98V245H97ZM99 246H100V245H99ZM124 246H125V244H124ZM187 246H188V245H187ZM206 246H207V245H206ZM242 246H243V245H242ZM242 246H241V247H242ZM0 247H1V246H0ZM8 247H10V246H8ZM35 247H36V245H35ZM42 247H43V246H42ZM67 247H68V246H67ZM74 247H75V246H74ZM82 247H83V246H82ZM82 247H81V248H82ZM87 247H88V246H87ZM222 247H223V246H222ZM6 248H7V247H6ZM12 248H13V247H12ZM76 248H77V247H76ZM90 248H91V247H90ZM107 248H108V247H107ZM151 248H152V247H151ZM154 248H155V247H154ZM187 248H188V247H187ZM230 248H231V247H230ZM233 248H234V247H233ZM37 249H38V248H37ZM85 249H87V248H85ZM88 249H89V248H88ZM101 249H102V248H101ZM101 249H100V250H101ZM162 249H163V248H162ZM74 250H75V249H74ZM77 250H79V249H77ZM107 250H108V249H107ZM122 250H123V249H122ZM124 250H125V249H124ZM37 251H38V250H37ZM83 251H84V250H83ZM96 251H97V250H96ZM116 251H117V250H116ZM153 251H154V250H153ZM200 251H202V250H200ZM207 251H208V250H207ZM207 251H206V252H207ZM9 252H10V251H9ZM69 252H70V251H69ZM69 252H68V253H69ZM75 252H76V250H75ZM78 252H79V251H78ZM124 252H125V251H124ZM140 252H141V251H140ZM198 252H199V251H198ZM257 252H258V251H257ZM96 253H98V252H96ZM112 253H113V252H112ZM13 254H14V253H13ZM76 254H77V253H76ZM84 254H85V253H84ZM84 254H83V255H84ZM98 254H99V253H98ZM102 254H103V253H102ZM115 254H116V252H115ZM117 254H118V253H117ZM165 254H166V253H165ZM215 254H216V253H215ZM218 254H219V253H218ZM7 255H9V254L7 253ZM38 255H39V254H38ZM69 255H70V253H69ZM92 255H93V254H92ZM92 255H91V256H92ZM96 255H97V254H96ZM113 255H114V253H113ZM121 255H122V254H121ZM127 255H128V254H127ZM245 255H246V254H245ZM54 256H55V255H54ZM97 256H98V255H97ZM115 256H116V255H115ZM67 257H68V256H67ZM88 257H89V255H88ZM98 257H99V256H98ZM141 257H142V256H141ZM183 257H184V256H183ZM183 257H182V258H183ZM115 258H116V257H115ZM229 258H230V256H229ZM231 258H232V257H231ZM12 259H13V257H12ZM37 259H39V258H37ZM67 259H69V258H67ZM79 259H81V258L79 257ZM87 259H92V257H91V258H87ZM93 259H94V258H93ZM99 259H100V258H99ZM214 259H216V258H214ZM22 260H23V259H22ZM40 260L42 261L41 258H40ZM65 260H66V259H65ZM74 260H75V259H74ZM84 260H85V259H84ZM94 260H96V258H95ZM178 260H179V259H178ZM228 260H230V259H228ZM232 260H233V259H232ZM243 260H244V259H243ZM85 261H86V260H85ZM100 261H101V259H100ZM114 261H115V260H114ZM175 261L177 262V260H175ZM36 262H37V261H36ZM36 262H35V263H36ZM38 262H39V261H38ZM54 262H56V260H55ZM74 262H75V261H74ZM96 262H97V261H96ZM117 262H118V261H117ZM212 262H213V261H212ZM233 262H234V261H233ZM13 263H14V262H13ZM80 263H81V260H80ZM83 263H84V262H83ZM98 263H99V261H98ZM234 263H235V262H234ZM40 264H41V262H40ZM77 264H78V263H77ZM91 264H92V262H91ZM96 264H97V263H96ZM109 264H110V263H109ZM112 264H114V263H112ZM115 264H116V263H115ZM120 264H121V263H120ZM166 264H167V263H166ZM180 264H182V263H180ZM229 264H230V263H229ZM236 264H237V263H236Z\"/></svg>","mask_w":264,"mask_h":264}]
</instances>
